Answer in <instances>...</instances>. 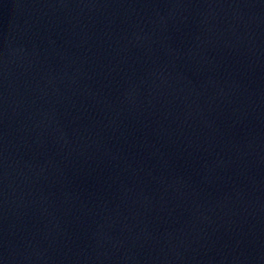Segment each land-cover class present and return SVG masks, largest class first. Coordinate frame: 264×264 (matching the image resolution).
I'll list each match as a JSON object with an SVG mask.
<instances>
[{"label":"water","instance_id":"1","mask_svg":"<svg viewBox=\"0 0 264 264\" xmlns=\"http://www.w3.org/2000/svg\"><path fill=\"white\" fill-rule=\"evenodd\" d=\"M42 3L172 261L264 264V0Z\"/></svg>","mask_w":264,"mask_h":264}]
</instances>
